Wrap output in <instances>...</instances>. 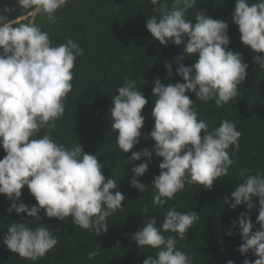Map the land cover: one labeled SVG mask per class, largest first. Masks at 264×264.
<instances>
[{
	"label": "clouds",
	"instance_id": "1",
	"mask_svg": "<svg viewBox=\"0 0 264 264\" xmlns=\"http://www.w3.org/2000/svg\"><path fill=\"white\" fill-rule=\"evenodd\" d=\"M148 2L155 13L146 22L151 37L162 46H183V53L176 58V72L183 82L165 86L158 78L155 80L154 128L149 133L155 145L132 152L128 163L142 157L150 162L153 154L162 158L160 174L153 178L151 187L153 207L164 208L184 191L186 184L211 190L215 181L226 177L235 164L231 157L239 150L242 135L228 119L210 130L209 124L198 118L199 110L186 92L193 93L202 103L215 100L217 107L236 102L249 65L240 53L228 50L227 22L199 10L194 21L187 18L197 0ZM15 3L29 16L39 15L54 24L68 0ZM14 10L8 6L0 9V147L6 153L0 159V195L11 202L9 215L15 212L32 219L11 223L3 243L20 258L35 262L59 243L54 232L39 224L41 210L49 219L67 223L71 218L73 225L99 237L109 230L108 218L124 210L125 197L117 190L116 180L105 178L104 165L97 155L84 152L79 143L66 147L51 135L64 117L66 100L73 89V69L77 58L84 54L83 49L72 39L54 44L49 33L34 22L16 25L5 15ZM232 21L238 27L242 44L254 53L264 54V0H236ZM192 56L198 57L196 63L185 66L182 61ZM253 62L264 70V55L255 56ZM165 68L171 79L172 65L166 63ZM139 89L135 79L125 80L123 87L117 88L119 94L112 97L111 129L118 133L116 143L123 153H129L140 142L145 122L141 113L148 100ZM148 166L140 163L131 168L134 175L130 184L140 193H145L146 188L138 178L148 171ZM238 174L242 182L235 185L231 201L226 197L223 202L232 210L246 205L247 212L238 218L242 239L238 251L257 257L254 261L245 259L243 264H264V172L253 174L250 169H241ZM25 186L37 202L30 208L21 200ZM256 198V222L260 228L253 231L249 213ZM143 216L145 226L131 238L139 248L156 250V255H150L143 264H193L194 257L178 247V240H185L199 219L198 213H182L169 207L159 227L153 216ZM232 234L231 230L227 233ZM100 253L98 246L88 253V259L93 260Z\"/></svg>",
	"mask_w": 264,
	"mask_h": 264
},
{
	"label": "trees",
	"instance_id": "2",
	"mask_svg": "<svg viewBox=\"0 0 264 264\" xmlns=\"http://www.w3.org/2000/svg\"><path fill=\"white\" fill-rule=\"evenodd\" d=\"M256 2L258 0H249V3ZM235 3L236 0H197L187 18L194 21L195 12L199 10L208 17L228 23V50L240 53L243 62L249 65L246 80L239 88L238 100L217 107L215 100L202 103L193 93L186 92L199 110L198 118L205 120L210 130L218 127L224 119L236 124L242 135L239 150L231 157L235 164L226 177L214 182L211 190L198 184H186L183 192L164 208H159L153 207L151 185L153 178L160 174L162 158L153 154L150 162L142 157L140 161L128 163L132 152L152 149L155 145L149 137L154 128L152 110L156 98L152 89L155 80L158 78L165 86L183 82L176 72V58L183 53V46H162L146 29L147 20L155 14L154 6L148 0H68L57 13L59 20L50 24L39 15L29 16L15 0H0V9L4 6L15 9L5 15L16 25L34 22L49 33L54 44L72 39L83 49L84 54L77 58L73 69V89L66 100L64 117L57 122L59 127L51 135L54 141L66 147L79 143L84 152L97 155L98 161L104 165L103 175L116 180L117 190L125 197L124 210L108 218L109 230L99 237L73 225L71 218L64 223L47 218L41 210L39 224L54 232L59 243L44 258L33 262L12 253L3 243L11 223L31 221L32 218L15 212L9 215L7 210L11 202L0 195V264H143L150 255H156V250L139 248L131 237L145 226L143 215L153 216L159 227L169 207L182 213H198L199 219L185 240H178V247L194 257L193 264H226L229 260L233 264H243L245 259H257L251 252L244 256L238 251L242 244L238 218L247 212L246 205L232 210L223 202L226 197L231 201L235 185L242 182L238 174L241 169H250L253 174L264 172V70L253 62L255 56L264 54L254 53L242 44L238 27L232 21ZM197 59L196 56L185 57L182 63L190 67ZM166 63L172 65L171 79L167 76ZM132 79L136 80L148 103L141 113L145 122L140 142L129 153H123L116 143L118 133L111 129L110 110L112 97L119 94L117 88L123 87L125 80ZM43 134L42 130L40 135ZM229 151L231 153L232 149ZM5 155L0 147V159ZM140 163L149 165L148 171L138 178L146 188L145 193L130 184L134 175L131 168ZM21 200L29 208L37 204L27 186L22 189ZM253 203L255 207L249 215L253 231H257L260 228L256 222L258 198ZM144 208L148 209L147 213ZM234 223L236 227H233ZM229 230L232 236L227 235ZM98 246L100 255L89 260L88 253Z\"/></svg>",
	"mask_w": 264,
	"mask_h": 264
}]
</instances>
